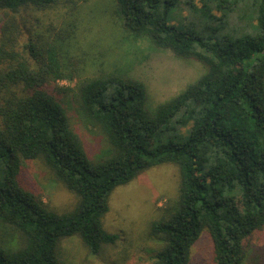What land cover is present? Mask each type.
Wrapping results in <instances>:
<instances>
[{"label": "trees", "instance_id": "16d2710c", "mask_svg": "<svg viewBox=\"0 0 264 264\" xmlns=\"http://www.w3.org/2000/svg\"><path fill=\"white\" fill-rule=\"evenodd\" d=\"M59 1L0 0V8L33 17L32 11ZM179 2L117 0L128 33L206 68L155 109L147 85L135 77H88L76 90L59 85L79 71L67 58L69 40L28 28L31 35L20 47L18 26L10 22V34L4 30L0 264H62L59 246L75 235L92 254L100 253L118 239L103 226L113 191L162 164L178 166L179 195L167 216L151 225L161 241L153 264H191L204 231L213 245L210 264H245L246 241L264 230V0H203L200 6L186 0L198 24L182 27L171 23ZM72 93L85 121L105 136L97 158L72 126ZM189 125L186 135L180 132ZM34 160L76 194L74 209L50 208L25 184L21 175Z\"/></svg>", "mask_w": 264, "mask_h": 264}, {"label": "rangeland", "instance_id": "374dc122", "mask_svg": "<svg viewBox=\"0 0 264 264\" xmlns=\"http://www.w3.org/2000/svg\"><path fill=\"white\" fill-rule=\"evenodd\" d=\"M75 1L76 4H70L60 0L45 10L32 11L33 17L24 10L14 13L0 8V43L4 30L11 32L10 22L20 29L17 37L20 47L31 33L50 40L64 36L69 40L67 58L78 62L79 71L74 80L58 81L59 85L76 90L88 77L110 74L135 77L147 85L152 109L177 95L206 71L204 64L196 59L180 57L170 49H158L147 38H136L128 33L117 13V0ZM202 1L194 0L198 6ZM171 23L178 27L197 25V14L186 0H180L171 15ZM198 31L213 36L203 29ZM68 100L72 126L82 136L89 156L97 158L106 145L105 136L98 127L85 121L73 93ZM190 126L182 127L180 132L186 135ZM21 178L50 208L60 213L77 205L76 194L39 160L27 163ZM179 181L178 166L162 164L117 187L103 218L104 228L117 234V241L105 246L100 253L92 254L79 236L66 237L59 246L61 263L153 264L161 241L153 234L151 225L166 217L176 203ZM245 247V264H264V230L254 233ZM212 251L209 234L204 231L193 247L191 264H210Z\"/></svg>", "mask_w": 264, "mask_h": 264}]
</instances>
